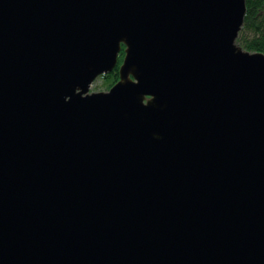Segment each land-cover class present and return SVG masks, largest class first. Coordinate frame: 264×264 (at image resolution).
I'll return each instance as SVG.
<instances>
[{"label":"water","instance_id":"water-1","mask_svg":"<svg viewBox=\"0 0 264 264\" xmlns=\"http://www.w3.org/2000/svg\"><path fill=\"white\" fill-rule=\"evenodd\" d=\"M246 0H0V264H264V53ZM120 79L91 91L119 64Z\"/></svg>","mask_w":264,"mask_h":264},{"label":"trees","instance_id":"trees-1","mask_svg":"<svg viewBox=\"0 0 264 264\" xmlns=\"http://www.w3.org/2000/svg\"><path fill=\"white\" fill-rule=\"evenodd\" d=\"M247 13L240 31L238 42L249 51L264 53V0H246ZM125 56L124 50L119 56V64L111 74L105 75V86L110 89L120 78L119 67Z\"/></svg>","mask_w":264,"mask_h":264},{"label":"rangeland","instance_id":"rangeland-1","mask_svg":"<svg viewBox=\"0 0 264 264\" xmlns=\"http://www.w3.org/2000/svg\"><path fill=\"white\" fill-rule=\"evenodd\" d=\"M112 73V72H111ZM109 73V74H111ZM120 79V78H119ZM105 75L99 76L95 82L93 83V86L91 88V91H106L108 88L105 86ZM111 88V87H110Z\"/></svg>","mask_w":264,"mask_h":264},{"label":"flooded vegetation","instance_id":"flooded-vegetation-1","mask_svg":"<svg viewBox=\"0 0 264 264\" xmlns=\"http://www.w3.org/2000/svg\"><path fill=\"white\" fill-rule=\"evenodd\" d=\"M123 50H124V49H123ZM123 50H122V51H123ZM120 54H121V53H120Z\"/></svg>","mask_w":264,"mask_h":264}]
</instances>
